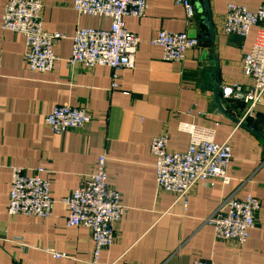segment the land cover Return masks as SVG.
<instances>
[{"label":"crops","instance_id":"0c3cea01","mask_svg":"<svg viewBox=\"0 0 264 264\" xmlns=\"http://www.w3.org/2000/svg\"><path fill=\"white\" fill-rule=\"evenodd\" d=\"M41 1L44 29L63 35L55 45L59 68L48 73L29 70L24 35L1 27L6 0H0V264H92L91 231L67 227L63 199L94 173L102 154L108 159V184L121 194L127 213L115 225L114 244L96 264H193L196 259L264 264V106L245 117L246 104L223 95V87L252 86L243 61L256 35V29L246 38L223 33L228 5L257 11L264 0H190L192 20L175 0H148L145 17L126 18L140 46L135 68L119 72L117 89L111 68L68 63L78 29H109L111 22L78 15L74 0ZM200 9L211 17L213 41L201 38L207 29ZM163 30L196 33L200 45L181 62L165 61L162 49L151 44ZM66 104L85 108L92 122L84 130L55 135L44 119ZM182 123L213 130L218 143L230 138L232 150L230 183L197 184L186 206L158 189L151 154L153 139L163 134L169 152L186 151L191 137L179 130ZM14 167L26 175L43 169L54 200L49 219L8 214ZM249 195L261 201L262 210L247 243L217 239L207 219L229 197ZM52 252L65 257L55 259Z\"/></svg>","mask_w":264,"mask_h":264},{"label":"built area","instance_id":"2783aa9c","mask_svg":"<svg viewBox=\"0 0 264 264\" xmlns=\"http://www.w3.org/2000/svg\"><path fill=\"white\" fill-rule=\"evenodd\" d=\"M185 7L187 17H195V7L190 0H175ZM41 0H6L1 27L24 35L27 43L26 63L31 72L48 73L59 68L55 54L56 43L63 38L60 33L47 32L43 27ZM73 9L80 16L97 17L111 22L109 29L80 28L73 37L69 65H80L86 69L105 66L112 69V89L119 87V72L134 69L136 54L140 46L139 37L126 27V18L141 19L146 16L148 0H74ZM256 29L255 40L243 61L245 75L252 80L247 91L234 84L223 87L224 97H234L246 104L245 117L256 107L264 106V4L257 11H250L238 4H229L224 18L223 33L246 38ZM163 51V59L181 62L187 51L200 45L198 37L190 33H173L163 30L151 41ZM92 122L85 109L71 105L55 106L46 115L44 123L55 135L71 130H84ZM181 132L191 137L184 152H169V137H155L151 143V154L155 158L156 183L159 190L176 196L185 206L191 190L199 183L209 186L215 180L228 185V167L232 158L230 138L223 143L215 141L211 129L182 123ZM107 156L98 157L94 173L71 195L63 199L68 209L67 227H85L91 231L94 242L92 264H96L102 251L109 249L115 240V225L127 213L121 194L108 184ZM38 169L26 175L22 168L12 169L9 193V215H24L49 219L53 214L54 200L50 182ZM262 210L261 201L251 195L245 199L231 196L214 211L206 223L214 228L215 237L223 241H234L243 246L255 227L257 215ZM55 259L65 255L52 252ZM193 264H213L196 259Z\"/></svg>","mask_w":264,"mask_h":264},{"label":"water","instance_id":"95a60500","mask_svg":"<svg viewBox=\"0 0 264 264\" xmlns=\"http://www.w3.org/2000/svg\"><path fill=\"white\" fill-rule=\"evenodd\" d=\"M204 6L207 8V3L206 2H204ZM204 12H205L204 9H200L199 14L202 15L201 20H202L203 25L207 29V33H203L201 35V38L202 39L206 38L207 40L213 41V38L215 37L214 36V29H213V22L211 20V17L204 16ZM191 36L192 37H197V34L193 33ZM216 102L220 105V93H219L218 90L216 91Z\"/></svg>","mask_w":264,"mask_h":264}]
</instances>
